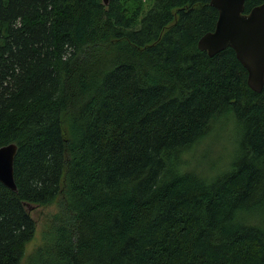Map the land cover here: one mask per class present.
<instances>
[{"label": "trees", "instance_id": "16d2710c", "mask_svg": "<svg viewBox=\"0 0 264 264\" xmlns=\"http://www.w3.org/2000/svg\"><path fill=\"white\" fill-rule=\"evenodd\" d=\"M209 1L0 0V264H264V85L198 49Z\"/></svg>", "mask_w": 264, "mask_h": 264}, {"label": "water", "instance_id": "95a60500", "mask_svg": "<svg viewBox=\"0 0 264 264\" xmlns=\"http://www.w3.org/2000/svg\"><path fill=\"white\" fill-rule=\"evenodd\" d=\"M104 4L108 0H102ZM217 12V20L211 31L197 41L199 50L213 56L225 48L235 52L237 60L247 71V85L261 92L264 85V1L244 12L245 0H210ZM17 146L9 143L0 146V182L16 191L13 163ZM30 211L34 208L24 203Z\"/></svg>", "mask_w": 264, "mask_h": 264}, {"label": "rangeland", "instance_id": "374dc122", "mask_svg": "<svg viewBox=\"0 0 264 264\" xmlns=\"http://www.w3.org/2000/svg\"><path fill=\"white\" fill-rule=\"evenodd\" d=\"M138 1L145 9L152 3V0ZM223 139L224 134L222 131L213 133L208 139L200 143V145L193 146L192 148L186 150L184 157L189 161V165H194L197 162H205L206 159H214L216 158V153L221 152L223 145L226 143H222ZM55 210L56 206L54 204L47 206L38 205L31 210V215L36 222V231L32 241L27 246L28 253L40 243L42 233L46 230L50 221V216Z\"/></svg>", "mask_w": 264, "mask_h": 264}]
</instances>
